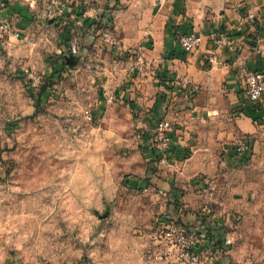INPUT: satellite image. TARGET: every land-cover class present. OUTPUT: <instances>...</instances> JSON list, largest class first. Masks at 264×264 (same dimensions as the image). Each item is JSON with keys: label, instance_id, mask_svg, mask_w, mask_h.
<instances>
[{"label": "rangeland", "instance_id": "obj_1", "mask_svg": "<svg viewBox=\"0 0 264 264\" xmlns=\"http://www.w3.org/2000/svg\"><path fill=\"white\" fill-rule=\"evenodd\" d=\"M48 23L42 20L37 45L19 38L10 50L0 47V264H176L164 232L184 226L185 210L127 186L138 178L143 133L113 110L114 96L106 93L111 110L98 120L87 91L53 84L64 53L60 26ZM31 67L44 94L28 83ZM245 170L220 189L208 184L205 195L225 194L228 212L197 199L206 219L231 214L229 255L205 253L206 264H264V175Z\"/></svg>", "mask_w": 264, "mask_h": 264}, {"label": "crops", "instance_id": "obj_2", "mask_svg": "<svg viewBox=\"0 0 264 264\" xmlns=\"http://www.w3.org/2000/svg\"><path fill=\"white\" fill-rule=\"evenodd\" d=\"M50 1L0 0V20L11 22L21 43L37 45L41 22L49 21ZM54 1L67 6L63 19L53 23L60 26L63 53L76 41L82 60L71 69L62 56L63 63L51 72L53 84L87 91L86 96L96 99L93 116L98 120L111 110L105 94L114 96L113 110H122L143 133L138 178L127 181V186L152 191L182 206L185 218L180 228L197 232V251L203 258L205 253L214 258L229 255L224 241L231 238L224 235V228L230 226L231 214L215 212L212 220L206 219L198 212L205 202L197 199L206 196V201L223 205L221 211L228 212L222 203L225 194L205 195L208 184L220 189L227 177L246 168L250 173L257 168L264 175V99L249 106L244 95L248 74H264V0ZM250 16L255 26L239 32V24ZM107 27L113 31L114 47L103 41ZM192 33L201 36L202 44L196 52L185 54L179 38ZM215 36L228 39L227 47L217 52L219 65L209 62ZM16 42L20 43L5 36L0 47L10 50ZM140 59L152 74L138 75ZM181 79L192 89V98L178 88ZM162 120L174 125L168 167L156 164L152 150L150 131ZM236 138L247 143L248 154L235 153Z\"/></svg>", "mask_w": 264, "mask_h": 264}, {"label": "built area", "instance_id": "obj_3", "mask_svg": "<svg viewBox=\"0 0 264 264\" xmlns=\"http://www.w3.org/2000/svg\"><path fill=\"white\" fill-rule=\"evenodd\" d=\"M2 4L0 3V7ZM49 9L47 10V16L49 20H61L64 17L67 6L62 3H58L54 0L49 2ZM254 27L255 20L254 17L250 16L245 22L239 24V32L244 31L246 27ZM5 36H13L17 40L20 38L18 32H14L12 24L6 20H0V40ZM102 38L105 44L114 45L115 42L112 29L107 27L102 32ZM202 44V38L198 34H188L181 36L179 38V45L181 46L185 54H190L196 52ZM107 45V46H108ZM228 45V39L224 36H215L212 39V53L209 56V62L211 64H220L217 52L224 50ZM77 42L74 41L69 47V52L72 54L78 53ZM59 54H62V51H59ZM140 64L135 69L140 77H145L146 74L153 72L146 70L144 65L139 60ZM26 76L30 87L34 90H40L41 87V78L36 72V70L31 67L26 71ZM178 88L181 91L186 93L187 99L192 98L194 94L192 89L186 80L181 79L178 81ZM38 90V91H39ZM244 95L246 102L249 106H256L261 103L264 99V74L262 72H253L248 74L246 78V86L244 89ZM105 99L107 103H112L113 98L108 97L105 94ZM86 119L89 122L93 121V116L88 115ZM174 125L173 122L168 120H162L153 130L150 131L153 139V154L155 162L159 167H168L169 163V152L173 140ZM235 153L239 156L248 154V145L242 138L235 139ZM198 234L196 231L187 230L186 228L180 227H171L166 229L164 232V241L170 246V253L174 255L176 264H206L203 260L202 255L197 251L198 248ZM225 245L230 247L232 241L227 238L224 241Z\"/></svg>", "mask_w": 264, "mask_h": 264}, {"label": "water", "instance_id": "obj_4", "mask_svg": "<svg viewBox=\"0 0 264 264\" xmlns=\"http://www.w3.org/2000/svg\"><path fill=\"white\" fill-rule=\"evenodd\" d=\"M49 23L53 24L54 20H49ZM64 60L69 68L77 69L81 63L82 55L79 53L72 54L69 51H65Z\"/></svg>", "mask_w": 264, "mask_h": 264}, {"label": "trees", "instance_id": "obj_5", "mask_svg": "<svg viewBox=\"0 0 264 264\" xmlns=\"http://www.w3.org/2000/svg\"><path fill=\"white\" fill-rule=\"evenodd\" d=\"M64 65H65V64H64ZM47 89H48V88H46V87H42V88L38 91V93H39V94H42V93L44 94V93L47 91Z\"/></svg>", "mask_w": 264, "mask_h": 264}]
</instances>
